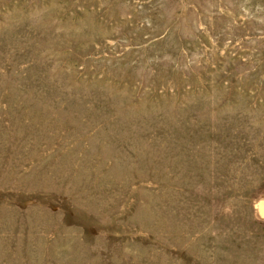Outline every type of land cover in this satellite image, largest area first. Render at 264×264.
<instances>
[{"label": "rangeland", "instance_id": "374dc122", "mask_svg": "<svg viewBox=\"0 0 264 264\" xmlns=\"http://www.w3.org/2000/svg\"><path fill=\"white\" fill-rule=\"evenodd\" d=\"M0 264H264V0H0Z\"/></svg>", "mask_w": 264, "mask_h": 264}]
</instances>
